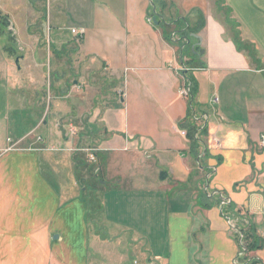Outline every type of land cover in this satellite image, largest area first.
I'll use <instances>...</instances> for the list:
<instances>
[{
  "label": "crops",
  "instance_id": "0c3cea01",
  "mask_svg": "<svg viewBox=\"0 0 264 264\" xmlns=\"http://www.w3.org/2000/svg\"><path fill=\"white\" fill-rule=\"evenodd\" d=\"M55 1L51 43L0 35L4 102L36 113L16 139L0 116V264H264V0ZM36 6L0 17L28 28ZM239 215L260 249L241 247Z\"/></svg>",
  "mask_w": 264,
  "mask_h": 264
},
{
  "label": "rangeland",
  "instance_id": "374dc122",
  "mask_svg": "<svg viewBox=\"0 0 264 264\" xmlns=\"http://www.w3.org/2000/svg\"><path fill=\"white\" fill-rule=\"evenodd\" d=\"M24 2H25V0H16V3L14 4L11 0L9 2H8V0H0V6L2 8H6L9 12L10 16H14L13 12L15 9L13 7H15L18 4L23 6ZM35 3L37 5L36 7L38 8L39 11H38V18L34 22V24L30 25L28 28L27 27H25V28L24 27H22V28L18 27L16 29H14V28L11 29L10 27L8 28V23L5 25L4 21H6L7 18L0 17V19L2 18L1 20H3L2 24L0 25V26H2V28H0V35L2 34V35L6 36V35L14 34L17 37L19 35H24V34L27 36V34L30 33V34H33L34 36H38V37L39 36L40 37L45 36L46 37V31H47V41H48V43H51L55 39L57 30L55 29V27H51V25L53 26L54 23H52L50 21H49V23L47 21V27L45 26L46 21L44 22L43 15H44V9L47 5L49 15H50V12H53V17H54V14L58 11L56 1L55 0H35ZM19 9H22V11H19V13L26 16L27 11L24 10L23 7L19 8ZM0 14H1V12H0ZM1 20H0V22H1ZM1 42H0V50H1V46L2 47L4 46V43H1ZM16 49H17V54L25 52L24 45L17 44ZM53 61H54L53 56H49V58H48L49 65ZM48 70L50 71L49 79H48V85H50L51 80H52L51 76H53L52 75L53 73H51L50 67H48ZM17 81L21 85H23L24 84V77H18ZM9 85L10 84H9L8 80L7 81H1L0 80V116L1 115L5 116L10 120L9 136H11L13 139H16L18 136L26 133L32 127H34L33 126L34 123L32 122L33 121L32 119H33L34 114H36V113L34 112L35 109L32 110V109H28L29 107L26 108V106L28 105V102H29L27 100L25 102L20 100V105H22V107L18 106V100L16 102V96L14 94H11V96H10V100L8 102L9 105H7V102L5 104L4 95L7 91V89L9 88ZM47 89H49V92L51 91L50 86H47ZM21 94H22V92H21ZM45 95H47V93ZM19 96H20V93H18V97ZM15 103L17 104V106H15ZM50 103H51V97L47 96L46 102L42 106L40 114H43L46 107L49 108ZM31 108H34V107H31ZM53 128L56 130L62 131V127L58 124H54ZM42 133H45V130H43ZM68 133L71 135L70 128L68 130ZM36 134H38L40 136L41 130L37 131ZM0 138H2L1 135H0ZM39 143L45 144L47 142H45L43 140H39ZM47 146L54 149V150H48V151H50V153H53V154L54 153L61 154V153L68 152L67 150H65L66 152H63L64 150L60 149L61 148L60 145H55V147H52L53 145L49 144ZM90 158L92 160H94L95 156L91 154ZM92 163H94V162H92ZM94 164L97 165L98 163H94ZM83 186L84 185L80 186V192H82V193H83V188H82ZM118 253H119V255L121 254V252H119V251H118Z\"/></svg>",
  "mask_w": 264,
  "mask_h": 264
},
{
  "label": "trees",
  "instance_id": "16d2710c",
  "mask_svg": "<svg viewBox=\"0 0 264 264\" xmlns=\"http://www.w3.org/2000/svg\"><path fill=\"white\" fill-rule=\"evenodd\" d=\"M154 16L155 15L153 14V17ZM6 24H7V22H5V25ZM0 28H2V26H0ZM165 32H166V37L168 40H170L171 42L176 43L180 46H183L185 39H188V37H189L188 29L180 32V34H179L180 36L177 40L173 39L171 32H169L168 30H166ZM203 52L204 51L200 46H197L194 49L193 54H194L195 58L192 59V62L198 63V65H196V67H200L202 65V63L200 62L201 60L199 58L203 54ZM190 80H192V79H190ZM191 94H194L192 92V85H191ZM193 108L194 107L191 104L192 112L190 113V116H188L186 119H184L182 121L181 126L186 129L187 136L195 148L197 145L201 144L202 134L207 132V129H206V127L200 128L196 124L193 123V120L195 118ZM239 218L241 219V221H239V223H238L239 224V227H238L239 233H237V236L242 241L241 247L244 248V250H246V252H250V251L260 249L263 245V238L260 237V235L257 233V228H256L255 224H253L252 220L249 219V217H247V216L239 215ZM246 219L248 221H246ZM256 262L257 261H252V262L250 261L249 263L255 264Z\"/></svg>",
  "mask_w": 264,
  "mask_h": 264
},
{
  "label": "built area",
  "instance_id": "2783aa9c",
  "mask_svg": "<svg viewBox=\"0 0 264 264\" xmlns=\"http://www.w3.org/2000/svg\"><path fill=\"white\" fill-rule=\"evenodd\" d=\"M149 21L153 22V18L150 17L149 18ZM72 32L75 33L76 35H79V36H83L84 35V29L83 28H81V29L73 28L72 29ZM190 93H191V87L189 85L188 86H185L181 90V94L184 95V96H189ZM215 101H216V99H215ZM262 143L264 144V135L262 136ZM149 264H154V263L153 262H150Z\"/></svg>",
  "mask_w": 264,
  "mask_h": 264
},
{
  "label": "water",
  "instance_id": "95a60500",
  "mask_svg": "<svg viewBox=\"0 0 264 264\" xmlns=\"http://www.w3.org/2000/svg\"><path fill=\"white\" fill-rule=\"evenodd\" d=\"M154 22L156 23V24H158L159 23V21L157 20V16H154ZM195 36H197V37H199V38H201L199 35H197V34H194ZM164 175H163V177L164 176H166L165 175V173H163Z\"/></svg>",
  "mask_w": 264,
  "mask_h": 264
}]
</instances>
